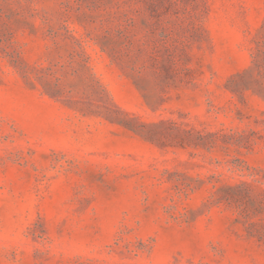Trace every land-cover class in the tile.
<instances>
[{
	"label": "rangeland",
	"instance_id": "obj_1",
	"mask_svg": "<svg viewBox=\"0 0 264 264\" xmlns=\"http://www.w3.org/2000/svg\"><path fill=\"white\" fill-rule=\"evenodd\" d=\"M0 264H264V0H0Z\"/></svg>",
	"mask_w": 264,
	"mask_h": 264
}]
</instances>
